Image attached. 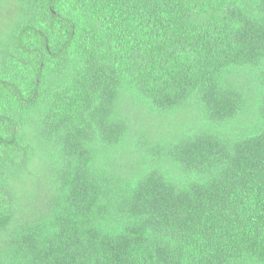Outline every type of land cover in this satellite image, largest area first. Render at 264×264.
Listing matches in <instances>:
<instances>
[{
	"label": "trees",
	"instance_id": "trees-1",
	"mask_svg": "<svg viewBox=\"0 0 264 264\" xmlns=\"http://www.w3.org/2000/svg\"><path fill=\"white\" fill-rule=\"evenodd\" d=\"M0 264H264V0H0Z\"/></svg>",
	"mask_w": 264,
	"mask_h": 264
}]
</instances>
